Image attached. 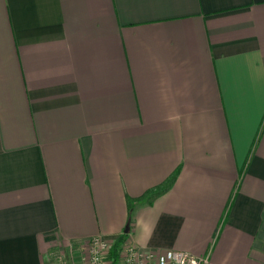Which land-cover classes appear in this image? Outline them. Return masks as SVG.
<instances>
[{
    "label": "crops",
    "instance_id": "crops-1",
    "mask_svg": "<svg viewBox=\"0 0 264 264\" xmlns=\"http://www.w3.org/2000/svg\"><path fill=\"white\" fill-rule=\"evenodd\" d=\"M94 237L264 264V0H0V264Z\"/></svg>",
    "mask_w": 264,
    "mask_h": 264
},
{
    "label": "built area",
    "instance_id": "built-area-1",
    "mask_svg": "<svg viewBox=\"0 0 264 264\" xmlns=\"http://www.w3.org/2000/svg\"><path fill=\"white\" fill-rule=\"evenodd\" d=\"M112 244L102 237L92 238L85 247V261L76 263L74 260L60 256L59 264H111L108 261ZM119 264H211L208 257H196L181 251H168L163 254L143 252L132 245H125Z\"/></svg>",
    "mask_w": 264,
    "mask_h": 264
},
{
    "label": "trees",
    "instance_id": "trees-1",
    "mask_svg": "<svg viewBox=\"0 0 264 264\" xmlns=\"http://www.w3.org/2000/svg\"><path fill=\"white\" fill-rule=\"evenodd\" d=\"M158 193H160V192L150 191L144 197L138 199L137 202H143V201H145L147 199H149V200L153 199V198H155L154 196H156ZM130 219H131V217H130ZM128 231H129V224L126 227V231L125 232L128 233ZM125 244H126V238L122 237L117 243H115L111 247V250H110V253H109V257H108V260L111 262V264H119L120 253L123 250Z\"/></svg>",
    "mask_w": 264,
    "mask_h": 264
},
{
    "label": "rangeland",
    "instance_id": "rangeland-1",
    "mask_svg": "<svg viewBox=\"0 0 264 264\" xmlns=\"http://www.w3.org/2000/svg\"><path fill=\"white\" fill-rule=\"evenodd\" d=\"M126 245V244H125ZM125 247V246H124ZM122 252V251H121ZM120 255H121V253H120ZM108 257H109V255H108ZM120 258V257H119ZM109 261V260H108ZM119 261H120V259H119Z\"/></svg>",
    "mask_w": 264,
    "mask_h": 264
}]
</instances>
